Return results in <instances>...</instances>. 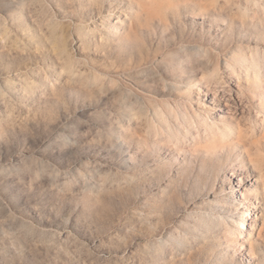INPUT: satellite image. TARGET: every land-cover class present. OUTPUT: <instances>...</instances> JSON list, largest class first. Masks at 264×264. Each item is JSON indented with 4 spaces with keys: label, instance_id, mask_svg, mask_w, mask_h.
Segmentation results:
<instances>
[{
    "label": "rangeland",
    "instance_id": "rangeland-1",
    "mask_svg": "<svg viewBox=\"0 0 264 264\" xmlns=\"http://www.w3.org/2000/svg\"><path fill=\"white\" fill-rule=\"evenodd\" d=\"M262 75L264 0H0V264H264L260 169L176 145L264 156Z\"/></svg>",
    "mask_w": 264,
    "mask_h": 264
},
{
    "label": "bare ground",
    "instance_id": "bare-ground-1",
    "mask_svg": "<svg viewBox=\"0 0 264 264\" xmlns=\"http://www.w3.org/2000/svg\"><path fill=\"white\" fill-rule=\"evenodd\" d=\"M254 82L253 85H259L260 89L255 92L251 98L262 108L264 106V75L257 78ZM207 108L208 107L204 103H199L197 106L190 104L186 112L188 125L185 127L182 124L181 135H179L176 140L177 147L192 148L199 143L201 145L206 144L208 147L218 140L217 142H220L221 147H223L221 155L227 159L231 171L233 168L234 170L238 168V170L246 172L249 164H253L254 167L260 169L258 172L259 176L255 179L257 180L255 182L256 186L246 189L244 192H240L244 200L250 202L252 197L258 199L260 196H264V156L259 154L257 159L252 157V153H250L251 150L248 149L247 144L240 141L242 130L231 124V121L220 113L217 117H212L211 110L217 111V113L219 111L217 105L210 111ZM262 128L264 129V121L262 122ZM189 132L194 136H187ZM254 137L255 131L253 130L249 138L253 140ZM202 147L205 148V146ZM253 151L258 156L255 148ZM236 179L239 181L238 184L241 189L246 187V185L242 184V177H240V175L236 176ZM241 229H245L244 223H241V228L237 229L238 235L243 234ZM246 237L247 242L250 244V249L252 250L254 246L252 232H249Z\"/></svg>",
    "mask_w": 264,
    "mask_h": 264
}]
</instances>
